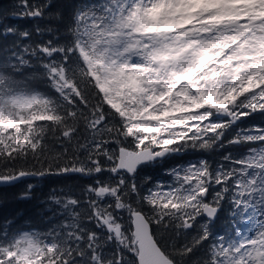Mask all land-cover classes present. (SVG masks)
I'll return each mask as SVG.
<instances>
[{"label":"snow or ice","instance_id":"obj_1","mask_svg":"<svg viewBox=\"0 0 264 264\" xmlns=\"http://www.w3.org/2000/svg\"><path fill=\"white\" fill-rule=\"evenodd\" d=\"M19 185L0 264H264V0L0 6Z\"/></svg>","mask_w":264,"mask_h":264},{"label":"trees","instance_id":"obj_2","mask_svg":"<svg viewBox=\"0 0 264 264\" xmlns=\"http://www.w3.org/2000/svg\"><path fill=\"white\" fill-rule=\"evenodd\" d=\"M10 4V0H0V6L3 7H8ZM11 39V38H9ZM28 182H34V181H25L24 183ZM64 181L60 180L59 178L56 177H49L46 180H44L42 183V189L38 188L37 189V195H41L42 191L46 192L48 187L50 186H55L58 184L63 183ZM23 185H19L15 188H4L0 189V191L8 194L9 196L19 190L20 187ZM35 201H30V202H15V201H5L3 204H0V220H2L4 217L18 211L22 210L25 212V214H29L32 210V207L34 205ZM223 225V221H221V226Z\"/></svg>","mask_w":264,"mask_h":264}]
</instances>
